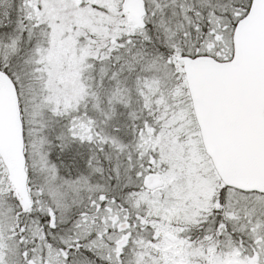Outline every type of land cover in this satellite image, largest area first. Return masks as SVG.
I'll list each match as a JSON object with an SVG mask.
<instances>
[{
	"label": "snow or ice",
	"instance_id": "6c2138e0",
	"mask_svg": "<svg viewBox=\"0 0 264 264\" xmlns=\"http://www.w3.org/2000/svg\"><path fill=\"white\" fill-rule=\"evenodd\" d=\"M0 264H264V0H0Z\"/></svg>",
	"mask_w": 264,
	"mask_h": 264
}]
</instances>
